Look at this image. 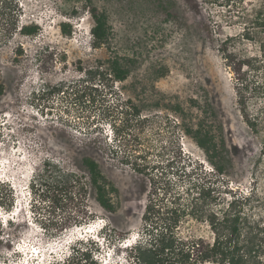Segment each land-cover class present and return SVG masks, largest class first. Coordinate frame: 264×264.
I'll return each instance as SVG.
<instances>
[{"label": "rangeland", "instance_id": "rangeland-1", "mask_svg": "<svg viewBox=\"0 0 264 264\" xmlns=\"http://www.w3.org/2000/svg\"><path fill=\"white\" fill-rule=\"evenodd\" d=\"M12 2L20 8L21 23L37 24L40 31L0 37V183L13 191L11 210L0 207V264L85 263L77 249L89 254L85 264H139L130 256L147 237L146 223H158L157 230L167 226L173 207L185 208L176 228L182 241L212 240L200 209L187 204L205 173L224 198L229 189L253 190L260 201L255 213L263 212L260 139L238 110L232 72L219 51L226 36H233L232 46L243 54L254 53L258 44L238 38L240 24L222 21V7L201 0ZM89 6L106 15L109 47L92 46ZM115 55L129 70L122 81L105 70ZM60 84L62 91H55ZM130 102L141 117L127 108ZM201 120L218 141L223 174L212 170L184 131ZM111 122L120 124L118 140ZM83 156L94 158L116 188L108 192L112 210L98 204L89 183L69 202L51 180L41 195L30 191L29 182L45 160L88 182ZM168 161L174 165L166 169L168 191L152 195L150 173L160 176ZM152 199L156 205L146 219ZM3 202L11 203L7 190ZM76 214L83 216L80 223L73 219ZM101 234L105 238L97 243Z\"/></svg>", "mask_w": 264, "mask_h": 264}, {"label": "trees", "instance_id": "trees-1", "mask_svg": "<svg viewBox=\"0 0 264 264\" xmlns=\"http://www.w3.org/2000/svg\"><path fill=\"white\" fill-rule=\"evenodd\" d=\"M13 0H0V29L3 40L18 32L25 36L36 35L40 31L37 24L21 23V12L18 5H12ZM208 7H222L220 12L222 21L228 23H238L241 26V33L238 38L241 40H250L258 44V49L254 53L243 54L232 46L233 36H226L221 40L219 51L226 61L227 66L232 72L234 80V90L238 110L250 130L259 137L261 144V153L264 154V0H256L254 3L250 0H201ZM220 11V10H219ZM89 15L93 20L90 28L92 36V46L109 47V26L106 15L100 12L96 6L88 7ZM65 32H69V24L63 23ZM20 52L19 49H17ZM122 58L112 56L107 60L105 70L114 80L122 81L128 75V67L122 63ZM125 60V59H124ZM63 87L56 86L55 91H62ZM3 90V84L0 79V93ZM210 113H213L212 107L208 104ZM128 109H133L134 115L141 117L138 108L131 102L127 105ZM120 124L114 122L108 123L110 132L116 135V139L121 135L119 133ZM201 120L196 126L186 128L184 131L191 136L199 147L205 153L211 168L217 174L225 172V166L217 160L221 155L217 151L218 141L211 130L204 126ZM223 147L224 144L222 143ZM81 162L87 170L88 182L85 177L75 172L63 169L56 163L45 160L41 169L35 174L29 182L30 191L34 194L37 191L44 192L48 182L55 183V187L64 191L67 201H71L74 193H85L87 183L93 187L95 200L106 210H112L113 205L108 196L109 191H116V188L103 175L99 164L91 156H83ZM174 168L173 162L168 161L160 174L154 176L150 173L153 192L158 194L160 189L166 190V169ZM135 169L141 173H147L143 166L135 165ZM202 182L194 184L195 194L190 197L189 204L191 210L200 209L201 215L213 235L212 240H205L201 237L182 241L176 232L177 224L184 209L173 207L175 215L172 221L165 227L159 228L152 220L146 223L145 239L139 240L133 247L132 257L139 264H204L206 261L217 264H262L261 255L264 253V210L257 211L256 193L250 190L245 193H237L228 190V197L220 196L219 190L215 188L212 182L204 175ZM208 181V182H207ZM159 189V190H158ZM7 190V196L11 198L9 205H4L3 191ZM158 190V191H157ZM168 191V189L166 190ZM30 192V193H31ZM178 195V194H176ZM179 196V195H178ZM174 203L177 202V197ZM13 191L6 189L4 184L0 183V207L7 211L12 208ZM176 200V201H175ZM150 201V200H149ZM55 206L61 203L58 199L54 200ZM59 204V205H58ZM198 204L201 206L198 207ZM64 205V204H63ZM156 204L153 199L146 205L144 214L147 215ZM217 205V206H216ZM180 205L178 204V207ZM211 206L207 214H204V207ZM217 207V208H213ZM197 207V208H195ZM264 208V202H263ZM81 218V219H80ZM83 216L76 214L73 216L75 223H80ZM61 229V228H60ZM2 231L0 230V236ZM80 253V260L90 258L85 251ZM84 262L82 264H85Z\"/></svg>", "mask_w": 264, "mask_h": 264}, {"label": "clouds", "instance_id": "clouds-1", "mask_svg": "<svg viewBox=\"0 0 264 264\" xmlns=\"http://www.w3.org/2000/svg\"><path fill=\"white\" fill-rule=\"evenodd\" d=\"M105 238V234H101V236L96 237L95 240L97 243H99L100 240H103ZM108 240V239H107Z\"/></svg>", "mask_w": 264, "mask_h": 264}, {"label": "bare ground", "instance_id": "bare-ground-1", "mask_svg": "<svg viewBox=\"0 0 264 264\" xmlns=\"http://www.w3.org/2000/svg\"><path fill=\"white\" fill-rule=\"evenodd\" d=\"M77 227H78V225H77ZM67 239H68V238H66V240H65V239L63 240L64 244H66ZM59 242H61V240H59L58 243H59ZM127 245H128V244H127ZM127 245H126V246H127Z\"/></svg>", "mask_w": 264, "mask_h": 264}]
</instances>
